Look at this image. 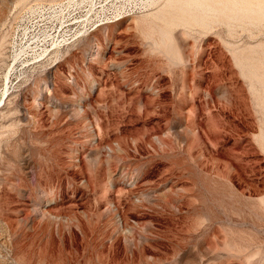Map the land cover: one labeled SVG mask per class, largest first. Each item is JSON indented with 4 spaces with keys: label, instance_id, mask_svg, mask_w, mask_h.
Wrapping results in <instances>:
<instances>
[{
    "label": "rangeland",
    "instance_id": "374dc122",
    "mask_svg": "<svg viewBox=\"0 0 264 264\" xmlns=\"http://www.w3.org/2000/svg\"><path fill=\"white\" fill-rule=\"evenodd\" d=\"M82 1L0 0V264H264V0Z\"/></svg>",
    "mask_w": 264,
    "mask_h": 264
},
{
    "label": "bare ground",
    "instance_id": "6f19581e",
    "mask_svg": "<svg viewBox=\"0 0 264 264\" xmlns=\"http://www.w3.org/2000/svg\"><path fill=\"white\" fill-rule=\"evenodd\" d=\"M254 1V0H253ZM164 2V1H163ZM174 2V0H166L165 1V3H164V6L162 7L163 9L161 10L160 9V11H159V13H158V11L157 12H154V13H151V14H149L148 13V15H145L144 14V16H147L148 18H142V19H134L133 21L131 20V22H132V28L134 29V30H136V31H139V32H141L142 34H144V33H146V34H150V40H152L153 39V37H152V39H151V32L153 31V30H155V29H157L156 27H158V26H156L155 24H156V22L157 21H159L160 20V16H162V12L164 13L165 12V9H167V8H170L171 7V5H172V3ZM189 3V2H188ZM202 3V2H201ZM193 4V3H192ZM201 5V4H200ZM192 6V5H191ZM199 6V5H198ZM201 7V6H200ZM186 8V7H185ZM260 8V7H259ZM178 9V8H177ZM183 9V8H182ZM195 9V8H194ZM208 9V8H207ZM263 9V8H262ZM234 10V9H233ZM252 10V9H251ZM264 10V9H263ZM207 12V11H206ZM213 14V13H212ZM211 14V15H212ZM154 15V16H153ZM209 15V14H208ZM236 15V14H235ZM246 15V14H245ZM132 17L131 18H135V17H139V16H135V15H131ZM134 16V17H133ZM141 17H143L142 15H140ZM150 16H153L152 17V19H149V17ZM188 16V15H187ZM207 16V15H206ZM216 16V15H215ZM128 17H130V16H128ZM131 18H127V19H131ZM140 18V17H139ZM124 19V18H123ZM126 19V20H127ZM122 20V19H121ZM120 21V20H119ZM123 21V20H122ZM128 21V20H127ZM226 22H228V21H226ZM257 23V22H256ZM255 23V24H256ZM264 23V22H263ZM113 24V23H112ZM175 24V23H174ZM245 24V23H244ZM107 25H110V24H107ZM107 25H105V27L107 26ZM168 25V24H167ZM156 26V27H155ZM227 26V25H226ZM100 27H102L103 28V26H100ZM100 27H98V28H100ZM165 27H167V26H165ZM195 27V26H194ZM258 27V26H257ZM98 28H96L95 30H97ZM196 28V27H195ZM101 29V28H100ZM104 29V28H103ZM166 29H168V28H166ZM94 30V31H95ZM161 30V29H160ZM169 30V29H168ZM162 31V30H161ZM163 31H166L165 29L163 30ZM171 32H173L172 30H170ZM232 31V30H231ZM155 32V31H154ZM152 33V35H155V33ZM158 33H159V31H157ZM170 32V33H171ZM162 33V32H161ZM161 33H159V34H161ZM165 33V32H164ZM145 34V35H146ZM163 35V34H162ZM168 35H170V34H168ZM174 35V34H173ZM157 36V35H156ZM184 36V35H183ZM155 37V36H154ZM163 37V36H162ZM166 37V36H165ZM165 37H163V38H165ZM174 37V36H173ZM161 38V37H160ZM146 39V38H145ZM144 40V39H143ZM149 40V41H150ZM162 40V39H161ZM164 40V39H163ZM169 40V39H168ZM154 41V40H153ZM160 41V40H159ZM155 42V41H154ZM153 42V43H154ZM157 42V41H156ZM155 42V43H156ZM176 42V41H175ZM159 43V42H158ZM175 44V43H174ZM150 45H152V44H150ZM154 45H152V47H153ZM159 46V45H158ZM161 47V46H160ZM169 49V48H168ZM244 50H246V49H244ZM97 51H98V49L96 50V47L95 48H93V50L91 51V53H90V56L91 57H93V56H96L97 55ZM161 51V50H160ZM235 51V50H234ZM234 51H233V53H234ZM237 51V50H236ZM247 51H249V50H247ZM263 51V50H262ZM252 52V51H251ZM259 54V53H258ZM251 55V54H250ZM256 55V54H255ZM262 55V54H261ZM162 56V55H161ZM245 56V55H244ZM260 56V55H259ZM262 57V56H261ZM236 59V58H235ZM234 59V60H235ZM261 59V58H260ZM184 60V59H183ZM239 65V64H238ZM238 67V66H237ZM258 68V67H257ZM250 69V68H249ZM260 71V70H259ZM262 71V70H261ZM243 76V75H242ZM255 76V75H254ZM247 77H248V75H247ZM256 77V76H255ZM247 79V78H246ZM259 79V78H258ZM255 84V83H254ZM250 85V84H249ZM251 90V89H250ZM254 92V91H253ZM258 92V91H257ZM261 93V92H260ZM8 98V97H7ZM257 100V99H256ZM264 104V103H263ZM80 113H82V111L81 110H79L78 111V114H80ZM262 113V112H261ZM110 151L111 152H114V154H115V157H116V159L118 160V162H121L122 161V159H121V154H124L125 155V149L124 148H122V146H120V145H116L115 146V149H111L110 148ZM133 191H131V193H132ZM130 193V192H129ZM129 193H126V194H129ZM171 193V192H170ZM133 195H134V193H132ZM175 194V193H174ZM132 195V196H133ZM263 199V198H262ZM261 200V199H260ZM264 201V200H263ZM133 202V201H132ZM131 202V203H132ZM110 203V202H109ZM130 203V204H131ZM135 203V202H134ZM261 203H263V202H261ZM260 203V204H261ZM110 205V207H109V210L113 213V215L117 218V223L119 224V227L120 228H122V230H125V228H127L126 227V223H125V221L124 220H122L121 218H120V220H119V216H117V211H118V209H117V207H115V206H113L112 204H109ZM174 209V208H173ZM36 213H37V217L38 218H40V219H46L47 220V222H48V225H50V223L51 222H53L52 220V218H53V215H51L50 214V212L49 211H47V210H43V209H40V208H37V209H35L34 210ZM59 219V218H58ZM127 230V229H126ZM129 232V231H128ZM127 234V233H126ZM2 236V235H1ZM127 238V237H126ZM131 238V237H130ZM132 239V238H131ZM131 239H130V241H131ZM128 240V239H127ZM133 240V239H132ZM1 241L2 242H0L1 243V246L4 248V249H9L10 247H11V239H10V231L7 229L6 230V236L5 237H2L1 238ZM132 242V241H131ZM238 245V244H237ZM237 247V246H236ZM235 247V248H236ZM234 248V249H235ZM238 248H239V246H238ZM233 249V248H232ZM240 249V248H239ZM242 249V248H241ZM133 251V250H132ZM235 251H238V250H235ZM6 253V252H5ZM238 253V252H237ZM241 253V252H240ZM3 257H4V259H3V262H4V264H12L13 262H11L10 260H13V261H15V259H13V258H9V255L8 254H5V255H3ZM248 257V256H247ZM246 259H248V258H246ZM245 259V260H246ZM2 261V260H1ZM246 262V261H245ZM247 262H248V260H247ZM249 263H250V261H249Z\"/></svg>",
    "mask_w": 264,
    "mask_h": 264
},
{
    "label": "built area",
    "instance_id": "2783aa9c",
    "mask_svg": "<svg viewBox=\"0 0 264 264\" xmlns=\"http://www.w3.org/2000/svg\"><path fill=\"white\" fill-rule=\"evenodd\" d=\"M109 1L117 3L118 0H87V2L83 0L82 2L85 4L81 11H74L72 9L65 13V16H69V18L67 22L62 24V27L78 26L81 30H86V28L95 30L100 26L112 24L131 16L128 15L131 10L123 6H116L113 9L107 8ZM62 27L60 29H63Z\"/></svg>",
    "mask_w": 264,
    "mask_h": 264
}]
</instances>
